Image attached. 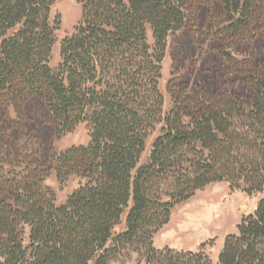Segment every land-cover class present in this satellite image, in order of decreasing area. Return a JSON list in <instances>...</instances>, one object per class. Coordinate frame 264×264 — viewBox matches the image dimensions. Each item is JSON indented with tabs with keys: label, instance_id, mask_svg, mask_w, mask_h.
<instances>
[{
	"label": "trees",
	"instance_id": "1",
	"mask_svg": "<svg viewBox=\"0 0 264 264\" xmlns=\"http://www.w3.org/2000/svg\"><path fill=\"white\" fill-rule=\"evenodd\" d=\"M55 1L0 0V93L12 94L19 78L46 98L62 131L86 122L88 146L62 156L67 164L72 154L92 162L62 204L54 192L42 197L36 183L4 202L0 196V264H112L134 255L137 264H213L202 253L156 249L153 239L173 209L209 183L237 176L248 195L263 191L264 153L235 176L230 159L234 118L264 139V74L252 99L174 125L173 105L162 116L159 80L167 39L186 23L191 0H77L81 19L61 42L60 63L50 66L60 27L49 22ZM255 1L224 0L237 31ZM238 230L219 264H264V196Z\"/></svg>",
	"mask_w": 264,
	"mask_h": 264
},
{
	"label": "rangeland",
	"instance_id": "2",
	"mask_svg": "<svg viewBox=\"0 0 264 264\" xmlns=\"http://www.w3.org/2000/svg\"><path fill=\"white\" fill-rule=\"evenodd\" d=\"M255 2L258 5L248 25L237 31L228 21L224 0L190 1L186 23L167 39L159 80L162 116L173 105L172 124L186 127L202 114L227 110L233 103L254 97V80L264 74V0ZM80 19L77 0H56L52 5L49 22L59 20L60 27L50 66L60 63L61 42L74 32ZM15 86L12 94L0 93V196L4 202L16 196L18 189L28 191L36 183L42 197L46 191L54 192L56 202L62 204L80 186L92 162L72 154L74 163L67 164L62 155L88 146L89 126L78 122L62 131L48 101L34 86L19 78ZM246 123L234 118L231 131L238 143L237 149H231L232 176L240 164L246 166L264 153V139L257 140L256 131ZM159 126L149 133L142 161L152 149ZM236 177L209 183L178 204L170 222L154 236V247L202 253L219 264L227 238L235 242L242 216L250 215L264 196V184L263 191L248 195ZM124 221L125 217L122 227ZM112 264H137V255L126 263Z\"/></svg>",
	"mask_w": 264,
	"mask_h": 264
}]
</instances>
